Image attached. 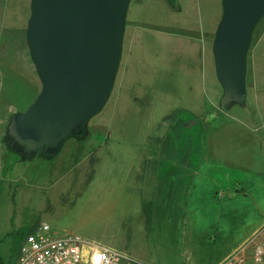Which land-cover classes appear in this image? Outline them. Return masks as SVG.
<instances>
[{"label": "rangeland", "instance_id": "374dc122", "mask_svg": "<svg viewBox=\"0 0 264 264\" xmlns=\"http://www.w3.org/2000/svg\"><path fill=\"white\" fill-rule=\"evenodd\" d=\"M178 1L184 18L194 13L196 0ZM171 4L146 0L141 10L130 0L111 93L56 152L22 156L9 144L8 160L0 162V264H15L21 242L43 222L59 234L112 247L137 264H216L262 224L264 209L255 201L257 170L239 169L240 179L227 178L219 165L202 160L208 154L209 128L221 126V96L217 112L178 109L188 97L186 58L181 41L160 32L182 17ZM214 4L219 8V0H211V8ZM136 11L150 28L149 40L129 48ZM29 15L30 0H0V102L7 101L9 108L8 120L0 125L2 140L11 115L35 99L29 81L41 86L35 68H22L17 60L14 72L24 79H12L7 71L17 52L29 53ZM246 57L256 61L264 112V15L253 29ZM233 107L231 113L242 105ZM219 138L233 144L246 137L229 126Z\"/></svg>", "mask_w": 264, "mask_h": 264}, {"label": "water", "instance_id": "95a60500", "mask_svg": "<svg viewBox=\"0 0 264 264\" xmlns=\"http://www.w3.org/2000/svg\"><path fill=\"white\" fill-rule=\"evenodd\" d=\"M130 0H30L26 43L40 81L5 138L22 156L54 153L106 103L119 66ZM264 0H222L212 42L219 108L243 104L247 51Z\"/></svg>", "mask_w": 264, "mask_h": 264}, {"label": "crops", "instance_id": "0c3cea01", "mask_svg": "<svg viewBox=\"0 0 264 264\" xmlns=\"http://www.w3.org/2000/svg\"><path fill=\"white\" fill-rule=\"evenodd\" d=\"M145 1L146 0H134L136 8L142 10V5ZM152 1L156 2V0ZM171 2L173 13L177 16L180 15L183 17V8L180 6L179 1L171 0ZM219 5V8H215V4L214 7L211 8V0H196L194 5L192 6V9H194L193 14L186 15L185 17L187 18L179 17L177 24L168 25L166 29H162L160 31L163 36H166L165 39H168V37L170 36H175L182 43L181 47L184 52V57L186 58L184 68L185 73L187 72V74L184 77V81L186 82L188 97L186 101L182 102V104L178 106V109L185 110L191 114L202 115L205 112L219 111L217 107V97L221 96L222 87L216 79L214 60L211 56L215 29L222 14V0H219ZM138 12L140 11L138 10ZM138 12H135V16L133 19L135 26L132 30V37L130 40L131 43L129 45V48H133L136 41L140 43L141 41L144 42L149 40L146 32L148 33L150 31V28L146 27L147 24H145V22L143 21L144 16ZM142 45L143 43H140L137 46ZM123 50L124 47L122 44L121 58L123 55ZM12 53L10 55V58L12 57ZM17 53H19L18 56L16 58H13V61L7 65L8 73L10 72V74H13L12 79L20 77L19 74H15L14 72L15 60H17V64H23V66L21 65L22 68L25 66L30 71H34V65L30 59L29 53L26 54L24 49H21L20 52ZM121 58L119 67L121 65ZM195 69L197 70L196 74L194 73ZM190 73H192V75H190ZM20 78L24 79L22 77ZM120 82L122 84V75L119 81V88L116 91L117 95L119 96L121 95ZM28 84L30 85V88L33 90V92L37 95L40 90L37 81L32 79V83L30 80ZM257 88V69L256 61L254 58L251 61H247L245 98L240 111H235V113H231V111H229L230 109L234 108L233 106L235 103L227 109H224L223 112L220 111L221 114L219 116H221L222 119L220 120L221 117H219L218 120H220L219 122L221 126L209 128L206 135L208 154L206 153L203 156L202 160L207 164L209 163L212 165H219V167L223 169L222 171H224V175H227V178L238 175V179H240L241 169L250 170L255 168L257 170V180L259 181L256 191L257 200L255 199V201L261 204V208L264 209V112L261 109ZM195 89L198 90L197 93L194 92ZM119 96L118 98L116 96L117 101L119 99ZM247 98L251 99L252 104L249 105L250 107H247ZM206 100L208 101L207 103L209 107L206 106ZM0 104L2 105L0 106L1 125L3 120H8L9 108L7 101L3 104L0 102ZM229 126L236 127L246 138H243L242 140L233 144H231V141H228L226 139L220 141V131L223 128ZM222 134L223 132L220 135ZM5 149L7 150V152L4 153ZM8 155L9 143L7 142L6 138L4 140L0 138V162L5 163V161L8 160ZM240 156H245L246 158L241 160L239 158ZM263 222L264 215L262 217V224ZM236 248H233L216 264H219L220 262L225 260Z\"/></svg>", "mask_w": 264, "mask_h": 264}, {"label": "built area", "instance_id": "2783aa9c", "mask_svg": "<svg viewBox=\"0 0 264 264\" xmlns=\"http://www.w3.org/2000/svg\"><path fill=\"white\" fill-rule=\"evenodd\" d=\"M15 264H137L125 253L40 223L25 236ZM219 264H264V222L252 237Z\"/></svg>", "mask_w": 264, "mask_h": 264}, {"label": "flooded vegetation", "instance_id": "af4514ba", "mask_svg": "<svg viewBox=\"0 0 264 264\" xmlns=\"http://www.w3.org/2000/svg\"><path fill=\"white\" fill-rule=\"evenodd\" d=\"M21 152V150H19ZM39 153H41V151L37 152L35 155H30V157H34L36 155H38Z\"/></svg>", "mask_w": 264, "mask_h": 264}, {"label": "trees", "instance_id": "16d2710c", "mask_svg": "<svg viewBox=\"0 0 264 264\" xmlns=\"http://www.w3.org/2000/svg\"><path fill=\"white\" fill-rule=\"evenodd\" d=\"M182 111H184V110H182ZM180 111L178 110L177 112H175V113H179Z\"/></svg>", "mask_w": 264, "mask_h": 264}]
</instances>
